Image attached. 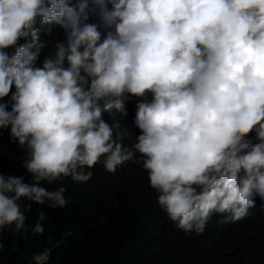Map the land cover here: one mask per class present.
Masks as SVG:
<instances>
[{"label": "clouds", "instance_id": "1", "mask_svg": "<svg viewBox=\"0 0 264 264\" xmlns=\"http://www.w3.org/2000/svg\"><path fill=\"white\" fill-rule=\"evenodd\" d=\"M53 25L62 40L50 42ZM148 93L125 145L104 114ZM0 101V129L31 174L0 173V229H24L22 198L64 207L65 189L42 182H86L97 163L141 165L186 234L264 210V0H0Z\"/></svg>", "mask_w": 264, "mask_h": 264}, {"label": "trees", "instance_id": "2", "mask_svg": "<svg viewBox=\"0 0 264 264\" xmlns=\"http://www.w3.org/2000/svg\"><path fill=\"white\" fill-rule=\"evenodd\" d=\"M97 21L96 13L89 10L88 22ZM48 27L40 25L39 33ZM63 38V29L53 25L50 42ZM50 50L41 52L38 64ZM148 98L150 93L130 96L126 115L114 109L104 114L108 123H120L118 135L125 145L140 134L134 123L137 102ZM24 155L10 142L8 130L0 129V173L23 175L31 182V174L22 166ZM90 170L92 177L86 182L70 177L42 182L49 190L65 189L64 207L22 198V210L31 205L25 212V227L20 232L0 229V264H35L33 256L45 250L50 253L46 264H264V210H251L238 221L219 222L210 216L203 233L186 234L157 206L158 193L141 165L125 162L110 173L97 163ZM41 212L43 221H39ZM38 221L44 227L41 234L32 232Z\"/></svg>", "mask_w": 264, "mask_h": 264}, {"label": "rangeland", "instance_id": "3", "mask_svg": "<svg viewBox=\"0 0 264 264\" xmlns=\"http://www.w3.org/2000/svg\"><path fill=\"white\" fill-rule=\"evenodd\" d=\"M147 100H150V98H148Z\"/></svg>", "mask_w": 264, "mask_h": 264}]
</instances>
